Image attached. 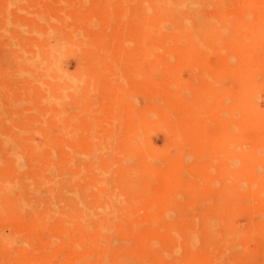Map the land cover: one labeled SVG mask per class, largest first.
Wrapping results in <instances>:
<instances>
[{
	"label": "rangeland",
	"instance_id": "obj_1",
	"mask_svg": "<svg viewBox=\"0 0 264 264\" xmlns=\"http://www.w3.org/2000/svg\"><path fill=\"white\" fill-rule=\"evenodd\" d=\"M172 7L152 53L150 0H0V264H264V133L234 107L227 46L264 37V14ZM253 76L264 114V66ZM31 149L68 187L36 190Z\"/></svg>",
	"mask_w": 264,
	"mask_h": 264
},
{
	"label": "bare ground",
	"instance_id": "obj_2",
	"mask_svg": "<svg viewBox=\"0 0 264 264\" xmlns=\"http://www.w3.org/2000/svg\"><path fill=\"white\" fill-rule=\"evenodd\" d=\"M172 1L176 0H150V8L152 12V20L148 18V29H147V37L149 41L150 50L152 53L154 52V47H166V40L162 36L155 35L153 32L156 29V24L166 20L168 16L176 12V9L172 7ZM242 1H240L241 3ZM256 7L261 15L264 14V4L261 0H243V6L245 7L244 11L250 9L246 8L248 6ZM254 10V9H253ZM211 14H225L226 12L222 9L216 8L213 11H210ZM237 12H240L237 9ZM218 24H223L225 19L222 18L220 15L217 18ZM227 43L228 48H232L240 54V65L237 69L232 71V75L238 86L236 87L235 91V105L234 107L237 108L239 111L244 114V121L245 123L252 125L254 124L258 129H262L261 131L264 133V114L255 110L249 103L247 96L248 93L253 89L255 82L253 72L257 70H261V67L264 66V37L257 35L255 32L249 31L242 35L235 34L228 40ZM193 41L190 39V46L187 51L184 53L186 60L190 63L194 62H202L203 59L200 58L198 50L196 47L193 46ZM204 46L206 47V51L210 48V40H206L203 42ZM258 54V59L253 61V55ZM181 59L183 58V53H181ZM205 65V64H204ZM203 65V66H204ZM260 67V68H259ZM151 68V73H152ZM230 71V72H231ZM217 151H222V144L221 141L214 143ZM28 149V148H26ZM32 150V155L34 156V163H39L41 165V169L38 171V175L33 183L36 186V190L42 188L43 186L51 185V190L57 187H68V181H61L55 183V177L48 173V168L53 165L51 161L47 163H43L39 157V153ZM28 151V150H27ZM63 151V150H62ZM68 159L69 154L64 152L63 157L60 160V164L62 168H59L58 172H62L61 176H63L68 171ZM247 159L251 161V158ZM169 169H163L159 172V181L160 186L164 188L166 186V180L172 181V173L168 172ZM168 172V173H167ZM246 172V171H245ZM167 173V174H165ZM60 181V180H59ZM54 185V186H53ZM165 190H169L166 188ZM35 195V194H34ZM30 201L26 202L29 203ZM39 215L46 220V214ZM38 215L36 217H32L25 225V229L30 232H33L38 226Z\"/></svg>",
	"mask_w": 264,
	"mask_h": 264
}]
</instances>
